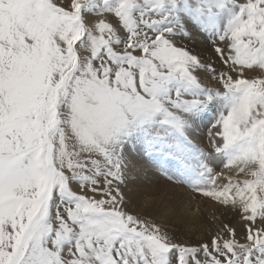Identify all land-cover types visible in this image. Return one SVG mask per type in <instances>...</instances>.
I'll return each instance as SVG.
<instances>
[{"label":"snow or ice","instance_id":"snow-or-ice-1","mask_svg":"<svg viewBox=\"0 0 264 264\" xmlns=\"http://www.w3.org/2000/svg\"><path fill=\"white\" fill-rule=\"evenodd\" d=\"M232 2L205 54L175 38L167 0H0V264H264V201L193 239L130 211L126 191L122 152L142 153L129 134L160 112L197 119L213 89L239 95L209 147L264 144V0Z\"/></svg>","mask_w":264,"mask_h":264},{"label":"bare ground","instance_id":"bare-ground-1","mask_svg":"<svg viewBox=\"0 0 264 264\" xmlns=\"http://www.w3.org/2000/svg\"><path fill=\"white\" fill-rule=\"evenodd\" d=\"M210 46L206 42L204 47L195 48L194 51L208 54L211 53ZM190 48L193 50V47ZM210 94L214 103L208 102L205 109L198 112L197 119L183 123V134L194 144L189 152L172 143L173 139L168 136H161L164 145H141L142 153L135 157L122 152L127 164L126 176L130 179L135 175L137 182L128 184L126 188L134 199L130 211L162 229L193 239L222 235L228 222L238 229L243 223L239 211L253 208L260 197L264 199V186L253 183L264 169V160L259 158V145L250 154L239 153L238 143L231 145L230 150L209 147L206 136L210 128L217 122L223 109L231 106L225 95H218V90L213 89ZM137 135L141 137V143L146 139H155L135 131L129 134L125 143L132 147L129 140ZM157 151L170 154V158L166 159L162 154L155 155ZM192 154L204 162L189 159L188 155ZM171 158L179 159L181 163L186 158L188 168L193 166V172L196 169L197 174L194 176L191 173V178H185L176 161L168 162ZM201 165L205 167L200 168ZM137 168L141 172H137ZM206 169H211L212 177L207 183L203 182L208 174Z\"/></svg>","mask_w":264,"mask_h":264},{"label":"rangeland","instance_id":"rangeland-1","mask_svg":"<svg viewBox=\"0 0 264 264\" xmlns=\"http://www.w3.org/2000/svg\"><path fill=\"white\" fill-rule=\"evenodd\" d=\"M162 11L164 13H171L169 23L177 26L174 31L175 38L178 39L180 42H182L185 46L189 48L193 47L194 50L195 48L204 47L206 42L209 43V45H212L213 42L216 41L225 32V30L228 27L229 21L238 11V4L233 3L232 0H167V3ZM216 90L219 91L218 94L219 96L225 95L226 99L228 100L227 102L230 105H232L233 103L234 96L239 95L238 93H229L227 89H216ZM194 92L200 93L201 89H194ZM210 93L211 92H208L206 94L211 96ZM211 97H212L211 99H207L206 102L199 107L198 112L204 110L205 109L204 106H206L208 102L210 104L214 103L212 102L213 96ZM229 108L230 106H228V109L224 108L223 112H227ZM162 121H163V113L160 112V113H156V115L150 121H147L143 125H140L137 131L142 132V136L144 135L147 136L148 134L155 138L153 140L146 139L143 143H141V145H149V146L164 145L161 142L163 138L161 136H168L173 139L172 143L175 142L176 145H178L181 148H184L186 151L189 152V150L192 149V146L194 144L190 140V138L186 137L183 134L182 131L184 128V124H182L180 127H176L174 125L164 124L162 123ZM144 127L148 128L149 130L143 129ZM155 130H159L161 131V133H157V131ZM145 131H147L146 134ZM227 148H228L227 150H230V146ZM259 150H260L259 158H262L263 161L264 144L259 145ZM160 154L164 155V158L166 159H168V157L170 158V154L162 153L159 151L155 153V155H160ZM188 158L196 159L198 160L197 162L199 163L204 162V160L201 162L199 159L195 158L193 154L188 155ZM173 161H176V163L179 164V167L181 168L183 175H185V178L189 179L191 178L189 176H192L191 173H193V175L195 176L198 172L196 169L193 172L194 170L193 166H189L188 168V160L186 158L183 160L182 163L180 162L179 159L176 158H171L168 162H173ZM203 167L205 166L201 165L200 168ZM201 175L204 176L203 174H200V176ZM181 178L184 179L183 177ZM258 200L264 201L263 197L258 198L257 201ZM240 228L241 226H238V229Z\"/></svg>","mask_w":264,"mask_h":264}]
</instances>
